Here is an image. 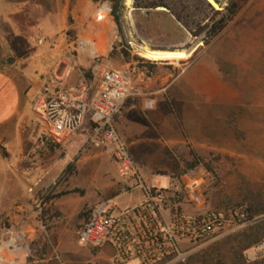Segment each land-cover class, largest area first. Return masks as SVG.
<instances>
[{
    "label": "rangeland",
    "instance_id": "374dc122",
    "mask_svg": "<svg viewBox=\"0 0 264 264\" xmlns=\"http://www.w3.org/2000/svg\"><path fill=\"white\" fill-rule=\"evenodd\" d=\"M122 1L124 9L119 26L110 14L105 20L97 21L96 17L103 5L111 10V3L107 0L92 6L88 3L93 8L91 16H85L84 11L82 14L78 11L73 15L68 13L64 36L71 45H59L61 65L58 73L60 77L64 73L65 77L73 74L75 80L73 82V77H68L69 79L62 78L51 82L48 86L45 83L40 94L46 91V96L53 95L78 84L86 75L88 79L85 80L90 81V69L94 64L119 71L135 69V77L142 86V94L137 97L138 109L135 108L129 118V126L135 133L143 132L151 115L150 110L144 109V104L146 101L152 102L153 99L143 93L152 78L166 77L163 85L166 86L177 77L175 83L178 85L184 79L182 73L213 45H264V0H249L224 31L207 46L201 42L203 34L195 38L190 32L193 25L206 15L205 8L196 0H163L171 12L161 8L137 10L133 8V0L130 3L127 0ZM2 4L0 23L7 20L8 15L15 14L16 21L21 22V25L18 28L13 23L12 30L17 33L22 29L24 34L29 35L28 31L32 27L30 28L29 23L25 24V9L17 3ZM214 9L219 10L218 7ZM174 14H179L187 27L178 23ZM31 15L33 14L28 17L30 22L36 18ZM5 23L11 26L9 21ZM102 46L106 49H101ZM124 46L142 53H145L142 50L145 46L152 52H182L184 56L181 58L188 57L179 62H150L143 58L136 59L131 54L129 57L123 56L121 51L125 49ZM47 47L36 45L34 41L33 45H29L33 55L27 62L32 60L41 72L52 68L56 62L55 58L47 54ZM82 47L85 52L81 50ZM191 47L194 49L186 55ZM0 51L7 55L13 53L12 46L6 45L1 37ZM89 52H95V58L90 57ZM238 65L233 67L235 73L232 76L244 77L240 73L242 66ZM197 70V66H194L188 74ZM131 104L132 101H128L124 108ZM244 109L245 105L239 104L238 108L230 109L226 121L216 122L214 129L206 130L205 141L208 145H214L217 150L209 147L201 151L194 150L184 131L180 130V123V144L177 146H169L165 134L153 130H150L148 140L143 137L135 138L133 144L131 141L122 140L145 187L166 189L171 180H181L186 184L198 181L199 189L194 195L201 196L203 202L199 208L185 206L183 209L187 213L227 212L231 207L238 206L241 208L238 210H249L248 213L244 212L245 221L235 219L220 235L192 248L183 262L174 264H264V253L252 261L246 257L254 247L264 241V155L249 154L246 146L240 144L247 135L257 133L245 128ZM114 148L115 145H105L76 151L74 160L82 161L71 176L69 186L64 184L61 175L69 151L63 156L56 155L52 173L55 175L60 169L59 174L48 182L42 181L30 186L28 194L31 198L28 205L23 204L24 207L19 210L15 207L21 206L20 202L13 205L16 222L10 220V207L6 205V201L10 198L11 191L7 193L4 189L5 167L0 166V237L8 229L25 235L27 250L24 264H109L110 252L107 249L93 252L87 247L79 246L77 231L86 218L87 210L95 204L112 200L120 208H127L141 199L139 189L131 190L130 193L124 192L126 188H132L133 182L118 178L115 164L111 160ZM76 162L72 163L74 168ZM194 162L199 163L193 170L185 171L186 166ZM176 166L180 171H176ZM6 194L9 196L6 197ZM13 195L15 196V192ZM189 197L191 199L192 195ZM36 199L42 207L41 211L34 203ZM42 226L44 229H41Z\"/></svg>",
    "mask_w": 264,
    "mask_h": 264
},
{
    "label": "crops",
    "instance_id": "0c3cea01",
    "mask_svg": "<svg viewBox=\"0 0 264 264\" xmlns=\"http://www.w3.org/2000/svg\"><path fill=\"white\" fill-rule=\"evenodd\" d=\"M100 1L102 0H0V5L17 3L25 9V24L29 23L30 28L32 27L28 31L29 35L24 34L22 29L15 33L12 30L13 23L18 28L21 25V22L16 21L15 14L8 15L5 20L11 26L5 21L0 23V37L13 49L11 55L0 51V166L5 167L4 189L7 193L11 191L10 198L6 201V205L10 207L11 221L17 220L13 213L15 203L21 204L16 210L22 209L23 204L28 205L31 198L28 194L30 186L42 181L48 182L60 172L59 169L55 175L52 173L53 160L60 154L39 135L36 116L31 110L32 103L45 83L48 86L51 82L68 77H73L74 82L73 74L65 77L64 73L60 77L58 73L61 65L59 45H71L64 36L67 30L66 18L68 13L73 15L77 11L80 14L84 11L85 16H91V6ZM29 14L36 16L35 18L31 15L34 17L32 22L28 19ZM33 41L36 45H47V54L56 59L52 68L45 72L38 71L32 60L27 62L33 55V50L29 48ZM238 64L242 66L240 73L244 77L232 76L235 73L233 67L239 66ZM194 66L198 70L188 74ZM85 78L88 79L85 76L79 81ZM182 78L184 79L178 85L174 79L166 86H163L166 77L152 78L143 93L153 98L148 126L143 132L136 133L129 126V118L139 105L136 97L130 100L133 104L123 108L115 120V128L120 138L133 144L135 138L143 137L148 140L149 132L153 130L164 133L169 146H177L180 144V123V130L184 131L194 150L201 151L205 147L213 150L216 147L205 141L206 130L214 129L216 122L226 121L230 109L244 104L245 128L257 133L247 135L240 144L246 146L249 154L264 155V45H213L182 73ZM73 150L68 149L66 163H71ZM81 161L76 162L75 171ZM70 179L71 176L64 180V184L69 186ZM142 194L141 191V199ZM103 249H107L111 256L108 248Z\"/></svg>",
    "mask_w": 264,
    "mask_h": 264
},
{
    "label": "built area",
    "instance_id": "2783aa9c",
    "mask_svg": "<svg viewBox=\"0 0 264 264\" xmlns=\"http://www.w3.org/2000/svg\"><path fill=\"white\" fill-rule=\"evenodd\" d=\"M110 12L107 7L97 21ZM90 74V81H80L53 95L46 96V91L36 93L31 110L38 133L57 147L60 156L73 148L71 163L78 161L74 160L76 151L115 145L111 160L117 176L133 182L132 188L124 192L139 189L143 194L139 203L127 208L107 200L88 209L77 231L79 246L93 252L108 248L109 264H174L183 262L192 248L220 235L235 219L245 221L240 210L187 213L185 206L199 208L203 202L201 196L194 195L199 189L198 181L186 184L171 180L166 189L145 187L115 128L124 105L142 94L136 70L119 71L94 64ZM151 107L152 102L146 101L144 109L149 111ZM37 201L34 203L41 211ZM26 240L21 232L4 230L0 237V264H24ZM263 253L264 241L246 257L252 261Z\"/></svg>",
    "mask_w": 264,
    "mask_h": 264
},
{
    "label": "trees",
    "instance_id": "16d2710c",
    "mask_svg": "<svg viewBox=\"0 0 264 264\" xmlns=\"http://www.w3.org/2000/svg\"><path fill=\"white\" fill-rule=\"evenodd\" d=\"M95 2L98 0H94ZM111 3V12L110 15L113 18L115 24L119 26L120 24V17L121 12L124 9V4L122 3V0H107ZM203 8L206 10V15L203 17V19L193 25V29L190 30L193 37H199L203 34V38L201 39V42L204 46L209 45L210 42H212L215 38H217L224 29L232 22V20L236 17L239 10L242 6H244L249 0H212L214 4L219 8V10H215L206 0H196ZM133 8L137 10H149V9H165L169 12V7L164 3L163 0L148 2L146 0H133ZM174 19L180 23L182 26L187 27V24L182 21V18L179 14H174ZM124 50L121 51V54L125 57H129L130 54L133 55L136 59L137 58H143L150 62H179L180 60L187 58L188 56L184 58H163L159 56H152L147 53H142L135 49H127L124 46ZM157 52H174V51H160V50H154ZM87 76V75H86ZM45 138V137H44ZM45 141H47L52 149H57L55 145H53L50 140L45 138ZM199 163V162H197ZM196 162L189 163L185 171H190L195 168L197 165ZM176 171H180L179 168L175 167ZM75 173V168L72 166V163H66L63 168L61 175L63 176L64 180H66L68 177L72 176ZM179 173V172H178ZM178 173L176 174V178H178ZM238 209H241L238 207H231L228 211H236ZM227 211V212H228ZM242 212H249L247 209L240 210Z\"/></svg>",
    "mask_w": 264,
    "mask_h": 264
},
{
    "label": "bare ground",
    "instance_id": "6f19581e",
    "mask_svg": "<svg viewBox=\"0 0 264 264\" xmlns=\"http://www.w3.org/2000/svg\"><path fill=\"white\" fill-rule=\"evenodd\" d=\"M131 1V0H130ZM209 3L210 4H212L213 5V3H212V1L211 0H209ZM214 6V8H217L216 7V5H213ZM107 10V7L106 6H104L103 5V7L101 8V11H100V13H103L104 11H106ZM97 18V17H96ZM108 18V17H107ZM103 20H105V18H102L101 19V21H103ZM108 23H109V21H108ZM110 24V23H109ZM113 28V27H112ZM106 29V28H105ZM110 29V28H109ZM97 30V29H96ZM95 31V30H94ZM106 38V37H105ZM107 48L109 47V45H105ZM105 46H102V48L101 49H106V47ZM83 47H85V44H84V46ZM83 47L81 48V50L83 51V52H85V50L83 49ZM105 47V48H104ZM88 48V47H87ZM100 49V48H99ZM87 50V49H86ZM91 50V49H90ZM142 50L145 52V53H147V54H149V55H152V56H159V57H163V58H181V57H183L184 56V53H182V52H164V53H158V52H152V51H150V50H148V48L145 46V47H142ZM105 51V50H104ZM94 53L95 52H89V55H90V57H93L94 56ZM86 54V53H85ZM96 54V53H95ZM107 55V54H106ZM95 57V56H94Z\"/></svg>",
    "mask_w": 264,
    "mask_h": 264
},
{
    "label": "water",
    "instance_id": "95a60500",
    "mask_svg": "<svg viewBox=\"0 0 264 264\" xmlns=\"http://www.w3.org/2000/svg\"><path fill=\"white\" fill-rule=\"evenodd\" d=\"M208 3H209V0H206ZM212 1V0H211ZM124 1H122V3H123ZM212 3H213V5H215L214 4V2L212 1ZM210 4V3H209ZM213 8H214V6L212 5V4H210ZM217 7V6H216ZM194 48H190L187 52H186V55H189L191 52H192V50H193Z\"/></svg>",
    "mask_w": 264,
    "mask_h": 264
}]
</instances>
